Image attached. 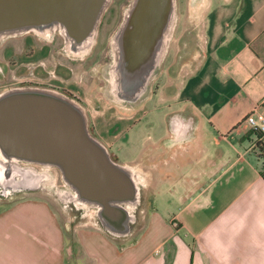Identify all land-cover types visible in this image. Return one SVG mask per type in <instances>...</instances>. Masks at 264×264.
Wrapping results in <instances>:
<instances>
[{"label":"crops","instance_id":"obj_1","mask_svg":"<svg viewBox=\"0 0 264 264\" xmlns=\"http://www.w3.org/2000/svg\"><path fill=\"white\" fill-rule=\"evenodd\" d=\"M172 40L153 106L166 128L141 141L136 158L151 192L142 205L148 215L120 240L98 224L95 209L83 211L86 222L73 230L80 259L264 264V169L244 122L255 108L264 115V0H186ZM153 107L143 109L146 117ZM171 115L189 130L168 144ZM168 200L181 207L169 220L154 208ZM4 206L0 264H63L67 235L49 201L25 196ZM34 210L47 218L29 219Z\"/></svg>","mask_w":264,"mask_h":264},{"label":"water","instance_id":"obj_2","mask_svg":"<svg viewBox=\"0 0 264 264\" xmlns=\"http://www.w3.org/2000/svg\"><path fill=\"white\" fill-rule=\"evenodd\" d=\"M110 1L0 0V44L25 34L58 36L65 54L85 57ZM177 22V0H129L111 37L110 61L102 73L101 93L107 100L133 109L147 99ZM167 122L172 133L178 129L184 136L189 130L174 116ZM57 174L67 190L55 186ZM0 179L10 189L29 180L30 189L52 192L65 207H93L103 228L117 237L130 234L144 185L143 177L117 162L93 134L80 100L67 93L51 98L45 88L25 85L0 91Z\"/></svg>","mask_w":264,"mask_h":264},{"label":"rangeland","instance_id":"obj_3","mask_svg":"<svg viewBox=\"0 0 264 264\" xmlns=\"http://www.w3.org/2000/svg\"><path fill=\"white\" fill-rule=\"evenodd\" d=\"M128 2L129 0H111L108 8L104 12L103 18H101L102 21H100L101 24H99L100 27H98V42L94 48V52L98 51L102 53L103 57L91 63L92 69H89L90 67L88 66L83 67L82 59L92 52L95 43L88 55L82 58H75L80 60L72 62L70 58H68L71 56L64 53L62 40L58 36H55V40L50 46L44 44L50 39H43L34 34H25L6 39L0 44V67L3 69L0 71V91L9 86L18 85L17 82L19 81L29 79L28 74L32 70L36 69L38 73L45 72L46 74H48L46 72V70H48L49 73L52 74L54 66L59 64V62L62 63V65H59H61L60 74L65 77L63 85L67 90L79 96L77 97L81 100V103L88 113L89 125L93 134L108 148L110 154L117 162L129 165L136 173H139L143 177L144 185L140 187V203L133 211L135 221L131 224V232L128 235L130 236L137 233L136 226L138 221L146 218L148 215L146 210H143L142 205L148 197V194L151 193L148 189H145L146 178L143 171L140 170L142 168L138 166V161L136 159L138 157V149L141 145V141L144 139L157 138L160 132L166 128V122L163 111L153 107L156 101L152 99L146 103L145 108H142L148 109L153 107L152 111L146 118L140 120L131 130L126 131L123 136L124 131L132 123V119H122L116 116V113H120V111L116 109L117 106L107 100L101 93L105 80L103 76H101L103 82L98 80L99 70L104 63V58L110 60V57L106 58L108 53L110 55V40L121 21L123 10ZM185 8L186 0H177L178 19L179 13H183ZM171 41L169 47H171L173 43V40ZM30 53L32 56H29ZM90 57L94 56L90 55ZM168 57L167 55L166 60H168ZM163 65L164 64H162V66ZM36 79L37 78H35V80ZM156 80L159 84V74L157 75V79L153 82L152 87L154 84H157ZM39 81L44 83L47 80L39 79ZM48 82L53 83L54 81L51 79L48 80ZM101 82L102 86L99 88L98 85H100ZM137 116L138 115H136V117ZM116 122H119V128L111 133L109 128L111 124ZM258 159L261 169H264V159ZM55 179V186L67 190V186L62 182L58 174ZM25 196H35L49 201L58 214L67 235L65 236V243H63V264H85L84 258L82 260L80 259L81 249L79 248L73 230L74 227L78 226L80 223L86 222L85 220H87V217H81L83 211L85 213L95 208L84 207L82 205L81 209L78 210L71 204L65 207L58 201V198L52 192L40 189H23L13 192L10 188H5L3 185H0V207L2 206L4 208V205L10 204L14 200ZM177 205L178 204L172 200L165 201L163 204L158 201L155 203L154 208L158 210L157 213L160 217L169 220L174 214L181 211L179 210L181 207ZM34 212H36L37 217L29 216V219L41 221L47 218L42 214L41 210H34ZM36 214L33 213V215ZM19 217L21 218L22 216ZM97 222L98 224L100 223L98 219ZM120 240H123V237Z\"/></svg>","mask_w":264,"mask_h":264},{"label":"flooded vegetation","instance_id":"obj_4","mask_svg":"<svg viewBox=\"0 0 264 264\" xmlns=\"http://www.w3.org/2000/svg\"><path fill=\"white\" fill-rule=\"evenodd\" d=\"M101 21H102V19H101ZM100 24H101V22H100ZM99 27H100V25H99ZM98 36H99V29H98V32H97L96 42H95V45L93 47L92 52L87 57H85L84 59H82L83 60V63H82V66L83 67L84 66H88V67H90L89 69H92L91 68V63H93L94 60H99V59H101L103 57V54L102 53H99L98 51L97 52H94V48H95V46H96V44L98 42ZM54 40H55V37L52 38V39H50V40H48V41H46L47 43L45 42L44 44L50 46L51 44H53ZM30 55L32 56L31 53L29 54V56ZM90 55H92L94 57H90ZM107 57L108 58L110 57L109 53L106 56V58ZM68 58H70V60L72 62L77 61V60H80V59H75V58H71V57H68ZM109 61H110L109 59H105L104 58V61H103L104 63L100 67L99 75L97 77L98 80H101L102 81V77H101V76H103L102 73H103L104 69L106 68L107 64L109 63ZM59 64L62 65L61 62H59ZM59 64H56L54 66L53 71H52V74L49 73L48 70H46V72L48 74H46L45 72L38 73V71H36V69L35 70H32L31 72H29L30 75L28 74L29 79H27L25 81H19V82H17V84L18 85H25V86H34V87H39V88H45L46 89V95L49 96V97H51V98L60 97L61 94H66L67 93V94H71L72 96L76 97L79 100V98L75 94H73L71 91L67 90L66 87L63 85V82H65V77L62 74H60V67H61V65H59ZM2 70L3 69L0 67V71H2ZM35 78H37V79L35 80ZM47 78H49V79H47ZM39 79H44V80H47V81H45L43 83V82H40ZM51 79L54 81L53 83H49L48 82V80H51ZM155 79H157V77ZM155 79L150 84L149 96L147 97V99H145L143 101V103H141V105H139L138 107L133 108V109H123V108L116 107V109L118 111H120V113L117 111L118 113H116V116H119V118H122V119H128V120L132 119V123L124 131L123 136L125 135V132L126 131L131 130L140 120H142V119H144L146 117L147 113H146V111L145 112L143 111L142 106L145 103H147V102L151 101L152 99H154V97L158 93L159 84H158L157 80H156L157 84L156 85L154 84V86L152 87V84L155 81ZM102 82L100 83V85H98L99 88L102 86ZM3 105H4V102L1 103L2 108H3ZM136 115H138V116L136 117ZM14 117L16 118L17 116L14 115ZM170 117H172V115L169 116L168 119ZM2 118L3 117H1V120H2ZM174 119H175V117H174ZM167 126H168V122H167ZM118 128H119V122H116L114 124H111V126L109 128V131H111V133H112V132H115L116 130H118ZM13 129L18 131V127H17L16 124L13 125ZM168 130H169V128H168ZM171 133L169 134V136H167L165 138V141L168 144H172L173 142H176L179 139L183 138L182 133L179 132L178 129H176V133H172V134ZM9 141H11L12 143H18V142L26 143L25 140H19V139H10ZM109 147H110V145H109ZM167 153H168V151H166V154ZM31 187H32V184L29 182V180H26L25 183L23 184V186L21 188L19 187V188H16V189H11V191L14 192V191H20V190H23V189L26 190V189H30ZM71 205L73 206V204H71ZM73 207L75 209H78V210L81 209V206L80 207H77V208L75 206H73Z\"/></svg>","mask_w":264,"mask_h":264},{"label":"built area","instance_id":"obj_5","mask_svg":"<svg viewBox=\"0 0 264 264\" xmlns=\"http://www.w3.org/2000/svg\"><path fill=\"white\" fill-rule=\"evenodd\" d=\"M244 122L253 130L264 136V115L256 112V108L247 115Z\"/></svg>","mask_w":264,"mask_h":264},{"label":"trees","instance_id":"obj_6","mask_svg":"<svg viewBox=\"0 0 264 264\" xmlns=\"http://www.w3.org/2000/svg\"><path fill=\"white\" fill-rule=\"evenodd\" d=\"M257 137L254 152L258 158L264 159V136L261 132L253 131Z\"/></svg>","mask_w":264,"mask_h":264},{"label":"bare ground","instance_id":"obj_7","mask_svg":"<svg viewBox=\"0 0 264 264\" xmlns=\"http://www.w3.org/2000/svg\"><path fill=\"white\" fill-rule=\"evenodd\" d=\"M0 185H1V179H0ZM89 211H90V210H89ZM88 213H89V212H88ZM88 213H87V214H88Z\"/></svg>","mask_w":264,"mask_h":264}]
</instances>
